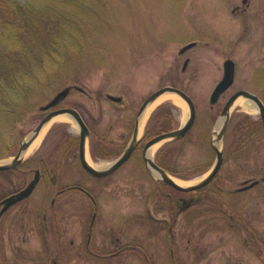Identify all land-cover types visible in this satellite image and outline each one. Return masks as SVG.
<instances>
[{"label": "rangeland", "instance_id": "obj_1", "mask_svg": "<svg viewBox=\"0 0 264 264\" xmlns=\"http://www.w3.org/2000/svg\"><path fill=\"white\" fill-rule=\"evenodd\" d=\"M99 1V8L105 10L103 17L90 14L89 20L81 23L83 32L88 29L82 39H97L99 50L89 47L82 58V71L74 70L67 84L18 123L17 142L47 114L40 106L71 86L58 107L75 108L92 131L87 155L89 146L100 142L125 148L144 100L161 87L173 86L191 97L196 118L188 134L166 150L178 151L171 163L178 173L186 175L187 179H181L186 185L199 182L207 174L200 170L211 168L215 162L210 141L227 99L239 90L264 97V0H249L246 11L236 14L231 9L244 6L242 0ZM192 42L197 45L180 54V49ZM186 59L190 62L182 71ZM227 59L235 63L234 83L211 104L210 95L223 77ZM107 95L122 101L113 102ZM180 100V104L158 103L146 123L159 105L168 103L176 122L172 129L178 128L189 114L186 102ZM258 118V110L248 112L238 105L231 109L220 142L224 162L213 182L200 193L209 199L202 197L191 208L178 210L176 222H172L165 202L159 201L161 197H153L157 195L153 176L138 154L110 178L95 179L81 168L77 149L59 152L78 138L77 125L71 121L52 123L37 146L23 157V171L0 175V196L20 190L32 179L33 170L25 167L30 159V166L52 170L59 188L80 185L93 194L98 207L90 242L93 251H111L116 237L122 244L137 243L139 237L146 261L129 255L110 260L90 256L85 248L93 212L90 200L81 192L67 193L52 211L47 210L54 192L47 179L5 217L0 228L1 263L50 264L53 252L61 249L60 264H264V182L232 193L264 177V134L244 137L247 120ZM164 144H158L153 157ZM18 147L0 162L12 159ZM89 157L101 166L113 160ZM171 195L180 194L172 190ZM218 201L223 206H218ZM206 207L215 210L190 219ZM42 209L47 211L48 231L42 225Z\"/></svg>", "mask_w": 264, "mask_h": 264}, {"label": "trees", "instance_id": "obj_2", "mask_svg": "<svg viewBox=\"0 0 264 264\" xmlns=\"http://www.w3.org/2000/svg\"><path fill=\"white\" fill-rule=\"evenodd\" d=\"M99 7V0H0V159L11 155L19 145L18 123L65 85L74 70L82 71V58L89 47L99 50L97 39H82L88 29L83 32L81 26L90 14L103 17L105 10ZM172 110L171 104L164 103L152 112L143 141L174 127ZM247 121L245 140L249 134L261 133L259 122ZM172 142L158 150L155 162L185 180L186 175L178 173L171 163L178 151L171 147L166 150ZM70 143L77 140L73 138ZM30 163V159L26 161ZM10 173L0 171V175ZM156 185L161 192H177L163 182L156 181Z\"/></svg>", "mask_w": 264, "mask_h": 264}, {"label": "water", "instance_id": "obj_3", "mask_svg": "<svg viewBox=\"0 0 264 264\" xmlns=\"http://www.w3.org/2000/svg\"><path fill=\"white\" fill-rule=\"evenodd\" d=\"M195 43H190L185 45L183 48L180 49V54L184 53L187 49L194 46ZM188 64V60L186 59L183 63L182 71L185 70L186 66ZM234 81V62L232 60L225 61L224 65V74L222 79L218 82V84L215 86L214 90L212 91L210 95V103L215 104L220 95L224 93L232 84ZM70 88H65L58 92L47 104L43 105L40 109L41 111H48L47 114L39 121V123L36 125V127L33 129V131L21 141L20 146L16 152V154L10 159L9 161L0 162V171H6V170H13L21 165V163L24 161L23 154L25 151L29 148V146L32 144V142L38 137L39 133L43 129V127L55 116L66 114L79 128V158L82 167L91 175L93 176H107L114 171H116L130 156L133 148L136 146V144L139 142L140 139H138L139 134V126L141 123L142 118L144 117L145 110L147 107L155 101L160 95L164 93H172L181 98L183 101L186 102L188 108H189V114L186 118L185 122L181 124L178 128L172 129L163 133H160L158 135H155L151 139H149L143 149V159L146 163L147 168L151 171V173L158 178L159 180L163 181L164 183L168 184L169 186L173 187L174 189L181 191V192H190L195 191L198 189H201L205 186H207L217 175L219 172L223 160H224V153L223 150L220 148V142L223 139L225 130L227 128L229 118H230V112L231 107L233 106L234 102L239 98L243 97L247 99L249 102L255 104L257 106L261 117H262V125L264 129V106L261 103V101L252 93L247 91H238L234 93L225 103L221 110V117H222V125L217 133H215V137L211 139V147L216 153V158L213 166L210 168L208 173L205 177H203L199 182L183 186L178 183H176L173 178L161 167H159L153 158H148L146 156L147 151L157 145L162 144L165 142L173 141L182 139L185 137V135L189 132L191 127L193 126L196 118V108L193 100L191 97L185 93L183 90L173 87V86H164L160 89L153 92L151 95H149L144 102L141 104L137 116L135 119V126L132 138L129 142L128 147L125 149V151L109 166L103 169H97L93 167L89 162L86 160V145L87 140L89 138V130L79 114V112L73 108H56V106L59 105L60 102H62L65 97L69 94ZM107 98L113 102L119 103L122 101L121 97H116L112 95H107ZM56 108V109H54ZM39 178L38 175H35V177L28 182V184L22 188L17 193L13 194L9 198L5 200L7 204H12L14 202L23 200L27 198L34 190ZM264 181V177L261 179ZM259 181H253L249 185L239 189L244 190L251 188L252 186L256 185ZM1 216V215H0ZM241 264V263H239Z\"/></svg>", "mask_w": 264, "mask_h": 264}, {"label": "flooded vegetation", "instance_id": "obj_4", "mask_svg": "<svg viewBox=\"0 0 264 264\" xmlns=\"http://www.w3.org/2000/svg\"><path fill=\"white\" fill-rule=\"evenodd\" d=\"M248 1L249 0H242V4L244 5L242 7L240 5H236L235 7H233L231 9L232 14H236V13H239V12H245L247 7H248V5H249ZM195 43L197 45V42H195ZM189 62L190 61L188 59V63ZM224 65H225V62L223 64V67H224ZM234 71H235V63H234ZM253 95H255V94H253ZM255 96L261 101V103L264 106V97L260 98L257 95H255ZM251 105H253L256 108V110H258V108H257V106H255V104L251 103ZM70 108H72V107H70ZM73 109H75V108H73ZM258 113H259V118L257 120H254V121H257V122L260 123L261 133L264 134V129H263V125H262V117H261V114H260L259 110H258ZM86 126H87V124H86ZM134 126H135V123H134ZM87 128L89 130V135H90L92 133V131L90 130V128L88 126H87ZM133 131H134V127H133V130H132V135H133ZM132 135H131V138H132ZM131 138H130V140H131ZM138 139H140V140L136 144V146L133 148L129 158L116 171H114L113 173H111V174H109L107 176H93L90 173H88L82 167L81 162H80V158H79V154H78V159H79L80 166L91 177H93L95 179H99V180H105V179L110 178L118 170H120L133 157V155L138 154L140 159H141V161H142V163L144 164V167L152 175L151 171L147 168L146 163H145V161L143 159V149H144L146 141H143V136L141 138L138 137ZM76 140H77L76 144L68 143L69 145L68 146L64 145L63 147H61L59 149V152H62V153L68 152L69 153L71 151H75L76 149L79 150V141H78L79 139L77 138ZM130 140H129V142H130ZM129 142L125 146V148H121V147L116 148V147L111 146V145H108V147H107V145H105V144L100 142V144H97L95 147L94 146H89V156L91 155L95 160L113 158V160L107 165V166H109L112 162H114L125 151V149L129 145ZM78 153H79V151H78ZM86 153H87V150H86ZM154 161H155V157H154ZM107 166L102 167V169L106 168ZM21 167L22 166H19L18 168H16L14 171H11V172L23 171L21 169ZM25 167L26 168L27 167H31V169L33 170V174L34 175H33L32 179L35 177V175H38V178H39V180H38L33 192L35 191V189L38 187V185L42 181L49 179V184H50L49 187L54 192H53V195L51 196V199H50V202L48 204V209L47 210H51L52 211L54 206H55L56 201L60 197L64 196L67 193H73V192H76V191L77 192H81L90 200V202L92 204V207H93V212H92L90 223H89V226H88V229H87L86 243H85V248H86L87 252L90 254V256H92L94 258H102V259L110 260V259H115V258L121 257L123 255H129V256H132V257L137 258L139 260L146 261L145 247H144V244L141 243L139 237L136 238L137 243H133V244H129V243L122 244L120 239L118 237H116V241L113 242V249L111 251H108V252L103 253V254H100L98 252L93 251L90 248V242H91V239H92L94 221L96 219L97 209H98L97 201H96L95 197L93 196V194L91 192L87 191L86 189L82 188L80 185H74L73 184V185H68V186H60V188H59L57 176L52 172V170H48V169L43 170L42 167H37L35 164H34V166H32V165L30 166V164H26ZM151 178L154 181L155 185H156V181L162 182L161 180L155 178L154 176L151 177ZM32 179H30L29 181H31ZM261 179L259 180V182H262ZM213 180L209 184H211L213 182ZM254 181H257V180H254ZM207 186H205V187H207ZM245 186H247V185H245ZM205 187H203L201 189H198V190H195V191H190V192H181V191H178V190L175 189L177 191L176 193L180 194V195L176 196V195H171V193H172L171 189H166V191H169L170 193L159 191L158 188H157V185H156L157 195H154L153 197L155 199H158L159 196L161 197V198H159V201L163 200L165 202V204L167 205L166 209L169 211L170 215L172 216V222H176V218H177V215H178V210H185V209L191 208L192 206H194V205L198 204L200 201H202V197H203V200L205 198L209 199L208 196L200 195V193L205 189ZM253 187H251V188H253ZM248 189H244V190H237L236 189L235 191H232V193L243 192V191L248 190ZM18 191H14L12 193L0 196V215H1L0 216V228L4 227L3 223L6 220L5 217L8 216L9 214H11L13 212V209L15 210L16 206H19L22 202L27 201L33 194V192H32L24 200H20V201L14 202L12 204H7L5 202V200L7 198H9L10 196H12L13 194H15L16 192H18ZM197 194H199V195H197ZM46 197H47V195H46ZM184 197H187L188 199H185ZM218 206H223L220 201H218ZM206 208L207 209H205L201 213H198L195 216H192V218H190V219L197 218V217H202V216L206 215V212H209V211L211 212V211L215 210V209H213L211 207H206ZM223 211H225V209H223ZM46 212L47 211L45 209H42V211H41L42 216H43L42 217V220H43V224L42 225L44 226L45 231H48L47 230V226L48 225L45 224V223H47V221H46V214L47 213ZM232 219L234 220V217H232ZM169 233L171 234V239H173L174 235L172 233V226H170V228H169ZM71 244L73 245V241L71 242ZM53 254H54V256L50 257L49 263L50 264H60L61 255H62L61 249H56V251H54ZM0 264H2L1 261H0Z\"/></svg>", "mask_w": 264, "mask_h": 264}, {"label": "bare ground", "instance_id": "obj_5", "mask_svg": "<svg viewBox=\"0 0 264 264\" xmlns=\"http://www.w3.org/2000/svg\"><path fill=\"white\" fill-rule=\"evenodd\" d=\"M164 101H171L173 103H176V104H180L182 103L180 98L178 96H176L175 94H172V93H164L162 95H160L155 101H153L148 107L147 109L145 110V113H144V117L142 118L141 120V123H140V126H139V134L138 136L142 133L144 127H145V124H146V121H147V118L151 112V110L158 104V103H161V102H164ZM235 105H238V106H241V108H243L244 110L248 111V112H255L256 111V108L250 104L249 101L247 100H244V99H240L238 98L233 106L231 107V109H233L235 107ZM58 121H71L73 122L66 114H62V115H58V116H55L53 117L44 127L43 129L41 130V132L39 133L38 137L32 142V144L29 146V148L25 151V153L23 154V157H25L26 155L29 154V152H31L38 144L39 140L41 139V137L44 135V133L47 131V129L51 126L52 123L54 122H58ZM74 123V122H73ZM222 124V119L218 121L217 123V126H216V132L217 133L219 131V128ZM158 144L151 147L147 153H146V156L148 158H152L153 157V154L157 148ZM86 158H87V161L92 165L94 166L95 168L97 169H100L102 167H105V166H101L99 164H96V163H93L91 160H90V157L87 155L86 153ZM173 180L180 184V185H186V182L181 180V179H178L176 177H172Z\"/></svg>", "mask_w": 264, "mask_h": 264}]
</instances>
